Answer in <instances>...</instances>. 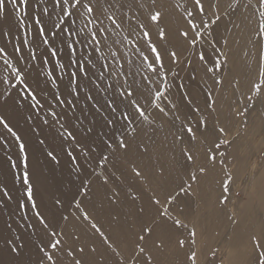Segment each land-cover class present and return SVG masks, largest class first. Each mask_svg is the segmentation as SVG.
Masks as SVG:
<instances>
[{
	"label": "rangeland",
	"instance_id": "obj_1",
	"mask_svg": "<svg viewBox=\"0 0 264 264\" xmlns=\"http://www.w3.org/2000/svg\"><path fill=\"white\" fill-rule=\"evenodd\" d=\"M50 2L51 0H37V5L29 8V10H31L30 12H33L35 15H39V13L41 14L44 7L49 8V11L52 13L51 19H49L48 16H43V20L45 21L47 28H52V20H54L55 23H59V9H56L53 12L52 5L49 4ZM121 3L124 5L123 8L117 6ZM140 3L145 4L146 7L143 9L139 8L137 4ZM203 3L205 4L206 8V13L204 14L203 18L205 22L208 23L209 28L207 30L205 28H200V31L204 34V39L206 41H220L215 45L217 49V52L215 53L213 52L212 47L208 46L204 43V41L201 40H198L196 45L187 47L179 35L177 38L179 37V40H181V45L178 46L177 50L173 47L168 33L165 41H158L156 36L157 25H152L153 40L160 44H166L170 50H175L180 54L179 63L171 65L172 72L178 73L173 83H183L185 88L178 90L176 87H173L167 96L168 100H171L173 103L179 105V111H176V115H179L181 119L175 121V127H173L170 122L166 123L164 119L156 120L152 126H145V128L148 127L150 129L149 137L148 135L146 136V139H149L148 142H146L149 146L148 153L144 154L137 150V141L132 144L130 148L132 149L131 155L136 154V156L144 160V163L146 164L144 166V173L142 171L144 174L143 180H136L131 176L130 181L132 183V188L129 186V182H123V176L121 175V172H129V166L131 161H133L131 155L125 158L123 155L118 154L117 156L110 158L112 163L108 164L107 167L112 169V166L115 165L120 169L114 171L115 176L119 177V179L114 178L113 180L115 182H111L108 187H105V192L106 194L108 193L106 198L108 199L110 189L113 187H115L116 190L121 193V201L119 200L120 208L124 212L123 215L127 221L125 224H123L124 226H122V228L114 230L111 228V226L109 227V224L104 225L101 219L95 218V220L99 225H102V230H104L105 233L110 236L111 240L115 242L113 247L116 249V251L114 252L113 249L104 245L102 240L89 230L87 223H81L84 229L77 230L76 227H73L71 224L72 220L74 219L73 217L70 216L69 221L67 222L62 220L59 221L62 227L66 224V231L70 236H79L81 238L78 241L71 238L67 239V244H74L76 248L85 247L86 251L85 254H83V259L85 260L86 264H89V256L95 260V264H118L120 256H117L116 252H120L124 256L125 264H131L132 247L136 241L137 233H140L141 231V225L154 227L152 236L147 240L148 254L153 257L151 264H192V261L187 259V256L190 255L191 251H195L197 253L196 264H228V248L226 247V240H229V238L231 239L233 237V230L235 229L236 225L240 223V220L242 222L240 211L244 209L246 210V208H244V204L248 203L249 200H251L249 203L252 216H248L249 219H252L254 224L258 225L259 223L260 227L262 225L264 227V202H261L256 198L257 196L254 194L252 189V187L255 186V178L260 176L264 169V90H262L258 95L250 91L252 83L259 82L257 78L258 56L260 51H264V39L255 34L260 19V9L256 0H239L238 4H236L234 0H203ZM230 4L233 6L229 7ZM150 5L151 0H135V3L134 0H116V3L112 6V8L108 9L103 4L101 5V8L106 9L108 14H115L118 19L121 15L127 14L122 26L124 28L125 26L129 27L130 18L133 15L137 16L140 23L147 22L146 17L149 10L148 6ZM181 5H183L181 9H184L182 11L184 14V19L186 20L187 12L192 10V4L190 0L188 2L187 0H183ZM36 7L38 8L36 9ZM159 7V0H156V5L153 10H161L162 12V9H160L162 7ZM216 16H220L221 20L218 24H212L211 21L214 20ZM16 17L17 13L10 3H8L6 7V15L0 14V47H4L8 54L6 57H4L3 54H0V87H2L4 84L11 86L13 82H15L18 88H22V86H20L18 82L12 77L11 67L4 63V59H7L10 65L17 66L13 60L14 53L9 49V47L6 46L9 44L10 35H12V32H8L7 30L8 26L10 25L17 27L19 23ZM237 17H240L241 21L247 25L251 22V26L245 31L247 46L243 57H245V61L248 65L247 69L243 71L244 76L241 75L237 70L238 68L236 64L238 61V56L233 49L232 42L228 41L226 37L227 32L235 25L236 22L234 23V21L238 20ZM73 19H76V27L85 26H83L85 23L82 22V19H77L76 17H73ZM101 19L104 21V24L108 26V34L112 40H121L127 34L125 29H115L111 22L105 19L104 16H101ZM169 21L170 25L168 24V28L171 27V29L179 28L184 30V26L181 24L179 25L177 21L171 19ZM196 22L199 23V20ZM131 23L135 24L136 21H131ZM159 27L166 28L164 25L163 16ZM19 29H21V34L19 32V38L28 39L30 41L29 50L32 49L33 40L35 39L32 34L34 35L36 33L35 26L31 24V21H26L24 24H19L18 30ZM4 32H8L9 36L3 35ZM117 32L120 34L117 35ZM209 32H211V35H209ZM29 33H31V35H29ZM48 38L50 41H52L51 36ZM78 38L76 37L75 39ZM3 39L5 40L6 44L4 43ZM69 39L70 41L72 40V38ZM224 41H227V43H224ZM59 43V39H56L51 45L48 46L49 48L52 47V45H56L55 47H58ZM125 44L126 46L119 44L112 45V51H117L119 53L125 52V61L124 59L121 60V63L124 64V69H131L135 71V80L140 82L141 86L147 85L148 81L144 80L145 76L150 75V73L145 71L147 68V62H142L141 59L134 53L133 45L131 43L125 41ZM76 45L78 46V49H83L84 47L82 44H75L76 48ZM24 48L25 46L23 47V50ZM205 49L207 50V54L210 59H218L221 63H223L225 56L227 57L226 65H224V67H222L220 70V79L222 80V83L220 84L213 83V80L209 78L211 74L205 75V67L213 66L211 63L205 64L199 60L197 50L202 51ZM64 50V57L61 58V64L67 67L69 65L68 52L67 49ZM103 50L104 52L92 56L93 63L96 64V67L91 68L89 71V78L91 79H94V74L101 70V63H109L114 65V62L111 60V52L108 49ZM77 55L83 56L85 53L83 51H79ZM105 55L108 57V59L101 61L99 57ZM55 57H58V53ZM50 59L52 60L51 57ZM128 60L134 61V64L129 65L126 62ZM189 61L191 63H189ZM238 63H241V61H238ZM137 68L139 69L138 71L136 70ZM68 70H75V66H72ZM61 72L65 74V71L62 69ZM65 76L67 75L65 74ZM193 76L195 79H193ZM118 79L121 82L123 81V77H118ZM168 79L170 81L172 80V73H169ZM86 82V80L82 81L81 87H83ZM91 86L94 87V85H88L90 90L92 88ZM151 87L155 88V85H151ZM206 91H211L212 98L216 101L214 105L216 111L212 112L210 117L208 116V113L211 110L207 109L205 106ZM182 92L190 93L189 98L193 99V104L189 105L187 104V101L181 102ZM52 93L54 92L52 91ZM42 95L43 96L38 97V99L41 101L42 107L37 105L35 109L30 106L31 104L35 103L34 101H21L23 107H20V105L16 103L15 97L11 98V100L14 103L13 107L23 110L27 116L31 115L33 119H45L44 116L39 117V115L41 114L43 105L46 102H49V99H53V97L50 94H45L43 92ZM249 96L252 97L251 100L248 99ZM64 99L72 100L73 103L77 102L75 104L82 105L79 106L83 110L79 111L78 113L68 108L69 115L72 116V126H77L80 130V134L82 135L81 129L92 126V122L97 119V116L93 114L94 109L92 108V104L94 101H86L83 93H81V96L78 99L74 98L73 96H66ZM79 102H84V104ZM157 102L160 103L161 107H165L167 105L166 100ZM141 103H144V101L142 100ZM4 106H6V104ZM196 106L200 107V112L193 111ZM168 107H170V105H168ZM56 108L61 109L57 104ZM245 108L248 109L247 112H244ZM152 111V109H149V113ZM237 111L243 112L244 114L236 115ZM57 114V118H59L63 113ZM201 116L208 119L209 132H211L213 128L225 127L226 134H220V136L221 139H227L229 143L221 145L218 150H215V154L217 155V163L215 166H211L209 168L207 175L200 176L198 178V182H192L188 181V176L184 167L185 157L181 153L180 149L184 147H190L196 156L197 165L204 164L206 163L204 153L212 147L213 137L209 136L208 139H205L204 135L201 134L203 132V129H201V133H198L199 140L193 141L191 144H189L187 137H185L183 142L176 141L174 133L177 135L180 134L179 130L182 128L181 121L190 123V125L195 129L197 127L196 118ZM50 117L54 119L51 115ZM76 117H79L83 123L78 125ZM185 117H187L186 120ZM149 118L151 119V115ZM165 119L171 121L174 119V117L170 112L169 117ZM162 124L163 127H161ZM22 126L33 127L31 125H19L18 128L16 127L14 130H18V134H20V127ZM2 132L7 134V131L1 126L0 134H3ZM7 135L12 139V144L7 143V148L4 146V151L6 159L9 163L8 167L12 170L8 160V150L13 149L19 154V149L15 139L9 133ZM34 140L37 144H39L40 138L38 134L34 136ZM41 146L42 145L40 144L38 145V147ZM47 151V147L41 150L42 159L48 162V164L46 163L45 165L49 168V170H54L55 174L60 178L58 181H61L63 192L66 194L64 201H68L71 199V196L74 193L73 189H75L77 192V188L80 184L79 179H77V173L72 171L75 166L70 163V166H67L66 168V175L64 177L63 174L59 172V170L63 168L61 166L64 163L51 161V159L47 157ZM221 153L224 155L221 156ZM59 155L61 159H64L66 154L60 150ZM220 160H223L222 164L219 163ZM4 163L0 170V189L6 187L5 182L7 177L3 175ZM82 164L87 169L89 168V172H91L93 169H95L96 172L102 171V169L96 166V162L93 166L90 165V161H82ZM17 165L18 167L13 168L12 172L13 182L14 175L21 172L22 166L20 164V160L17 162ZM161 169H163V173ZM212 171L214 172V176L209 177V174ZM163 174H170L173 178L177 179V182L180 181V183H183L187 181L190 183V194H181L175 203L169 204L167 202V196L169 193L175 194L178 191V184L174 185L173 187H170L168 184L167 186L169 187H164L166 179L164 178L165 176H163ZM229 174L233 178L230 182V190L227 193H222V183L227 180ZM14 184L16 188L14 195L12 193V189H8L6 187L9 190V195L12 197L11 200H8L7 197L3 195V192L0 191V220L3 219L4 214H9L15 219L16 222L11 229L5 228V230H3L4 233L2 234L1 232L0 238H14V236L20 235L22 241H27L28 245L31 244L33 249L36 251L34 245L38 241L39 236L37 234H33L32 229L28 227V222L31 221L34 224L35 222H38L33 220V213L28 211L27 208L24 210L28 212L27 219H21V216L24 215V212L18 209L17 203L19 199L24 197V190L19 182H14ZM207 188L209 190H207ZM130 189L138 194L140 199L133 202L130 198H126L127 196L129 197L128 194ZM91 192L92 191H89L87 193L88 199H90L91 196L92 198L94 197ZM38 193L42 198V203L47 205L48 200L45 199L39 189ZM222 194L229 197L226 205L219 203V199L221 198ZM153 195L156 199L160 200V204L155 205L151 203L150 197ZM84 197L86 196H80L78 198L83 199ZM54 201L55 200H53V202ZM144 201H146V203H144ZM106 202L109 203L108 201ZM127 208H130L131 211H129ZM140 208H144L145 210L142 216L137 214ZM69 211H75L74 206L71 207ZM163 212H167V216L162 217L160 213ZM233 213H235V223H233V219H230ZM64 214L67 215L68 213L65 212ZM247 214L249 215L248 212ZM77 215H79V213H77ZM164 218H166L165 220L168 221L171 227L164 229V232L166 230L170 231L167 233V236L164 235L165 237H162L161 235L164 233H162L163 231L161 232L157 225L159 224L158 222H161V220ZM177 218L181 219L187 225V228L177 229L173 227L172 221L173 219ZM57 219L59 220V216H57ZM4 220H6L5 217ZM81 224L79 223V226H82ZM209 226L216 227V231L213 239H211V242L208 239L207 233V227ZM193 227H195L196 236L194 238H190L189 231L193 229ZM210 227L209 229H212ZM177 237L186 241L183 249L177 246ZM193 239L195 240V243H192ZM159 241L164 242V246L161 248H157L154 245V242ZM210 243H212L211 248H209ZM2 244L3 239H0V245ZM93 246L97 249L95 253L90 252V248ZM26 251L27 249L24 250V252ZM213 252H215V255L212 254ZM36 254L38 256L37 251ZM28 255L29 254L26 253V256ZM76 258L81 257L78 256ZM70 259L71 258L64 257L65 264H70ZM36 260L37 258H34L33 262ZM24 261L28 262V264H32L30 257ZM138 264H145L144 258H141L138 261ZM246 264H249V262H246Z\"/></svg>",
	"mask_w": 264,
	"mask_h": 264
},
{
	"label": "snow or ice",
	"instance_id": "obj_2",
	"mask_svg": "<svg viewBox=\"0 0 264 264\" xmlns=\"http://www.w3.org/2000/svg\"><path fill=\"white\" fill-rule=\"evenodd\" d=\"M190 2L192 4V10L187 12L184 30L176 29L178 35L183 39L187 47H192L197 44L198 40H201L212 47L214 53L217 52L215 45L220 41H206L204 34L200 31V28H205L206 30L209 28L208 23L203 18L206 13L203 0H190ZM234 2L238 4L239 0H234ZM256 2L260 9V19L255 34L264 39V0H256ZM8 3L12 5L17 13L16 18L19 22L17 28H19V24L31 21V24L36 28L35 35L40 38L44 45H51L56 39L60 40L62 47H50L49 55L55 57L58 52L67 49L69 65L67 67L63 64L60 65L61 69L68 76V90L66 95L78 99L81 93H83L86 101H94L92 108L94 109L93 114L97 116V119L92 122V126L81 129L82 135L76 131L75 127H72L71 131L69 130L72 116L68 112H65L59 118H57L58 114L55 111L50 112L56 124L59 125V129H63V131H59L58 129V138L60 139L59 148L66 154L70 163L75 166L72 171L77 173V179L80 181L77 192L72 194L70 200L64 201L63 199L57 198L51 208H48L42 202L38 203L35 172L29 170L28 165L27 139L18 134V130H14V126L11 125L7 116L0 114V126L17 142L20 159L22 161L21 172L15 174L13 177L14 182H19L24 190V197L19 199L17 203L18 209L24 212L21 219H27L28 212L24 211L27 208L28 211L33 213V220L38 222L35 224L31 221L28 222V227L32 229L33 234L39 236L38 241L34 245L38 256L37 260L32 262V264H65L64 257L71 258L70 264H86L83 259V254L86 251L85 247L76 248L74 244H67V239L71 238L78 241L80 237L70 236L65 230L66 224L62 227L59 221L67 222L71 216L76 221L87 223L89 230L96 234L104 245L113 249L114 252L116 251L113 247L115 242L102 230V225L98 224L90 214V211L87 210L84 201L78 197L87 196L93 184L97 182L103 187H108L110 182H115L113 180L115 173H109L107 167L108 164L112 163L110 158L118 154L127 158L132 144L141 137L146 125L152 126L156 120L164 119L166 123L170 122L175 127V121L181 119L179 115H176V111H179V105L168 100L167 96L173 87H176L178 90L185 88L183 83H173L178 73L172 72L171 65L179 63L180 54L175 50H170L166 44H160L152 38V25H157L156 36L158 41H165L167 37V29L159 27L163 16L162 12L153 10L156 5V0H151V5L148 6L147 22L140 23L137 16L133 15L130 18L129 27L126 30L127 34L121 40L111 39L108 35L109 28L104 24L101 16H104L105 19L111 22L115 29L119 30L122 29L127 14L121 15L119 19L115 14H108L106 9L101 8L100 0H51L52 11L54 12L56 9H59V23L53 22L51 29L47 28L43 20V16H48L51 19L52 13L49 11V8L44 7L40 15H35L29 11V8L32 7L31 0H0V14L6 15ZM117 6L120 8L124 7L122 3ZM137 6L141 9L146 7L143 3L137 4ZM232 6V4L229 5V7ZM111 7L112 5H109V8ZM73 17L82 19L85 22V26L76 27V19H73ZM197 20H199V23L196 22ZM220 20L221 17L216 16L211 23L218 24ZM131 21H136V23L132 24ZM89 25L92 27H89ZM116 34L119 35L120 33L117 32ZM3 35L7 36L9 33L4 32ZM209 35H211V32H209ZM49 36L52 37V41L49 40ZM76 37H79V39H75ZM69 38H72L71 42ZM125 41L133 45L134 53L142 62H147L145 71L150 73V75L144 77V80L148 81L147 85L141 86V83L135 80V71L130 69L126 72L124 70V64L121 63V60L125 59V57L117 51H112V45L119 44L126 46ZM224 43H227V41H224ZM29 44L30 41L28 39H21V43L14 45V52L19 54L16 58L18 67L10 65L7 59H4V63L11 67L12 77L22 86V88H18L16 84L12 85L18 97L16 103L20 107H23L21 101H34L35 103L30 106L35 109L37 105L42 107L41 101L38 99L41 90L39 89L38 81L35 87L32 83L36 79L32 76L33 65L31 63L37 60L35 52L30 50L27 59L23 55V47ZM75 44H82L84 47L83 49H77ZM103 49H108L111 52V60L114 62V65L101 63V70L94 74V79H91L89 78V71L91 68L96 67V64L93 63L92 56L101 53ZM79 51H83L85 55L78 56L77 53ZM0 54H3L4 57L8 55L4 47H0ZM197 55L201 62L205 64L211 63L213 65L212 67H205V75L211 74L209 78L213 80L214 84L222 83L220 70L226 65L227 57L225 56L223 63L218 59H210L206 49L202 51L197 50ZM99 59L104 61L108 57L100 56ZM41 62L47 63V56ZM126 62L129 65L134 64V61L131 60ZM189 63L191 62L189 61ZM72 66H75V70L69 71L68 69ZM136 70L138 71L139 69L137 68ZM169 73H172L171 81L168 79ZM39 75L37 73V77ZM118 77H123V81L121 82ZM257 78L259 82L252 83L250 91L258 95L264 90V51L259 52ZM57 79L62 80L63 76H59ZM193 79H195L194 76ZM85 80L87 82L81 87V82ZM55 82V80L52 81V83ZM102 84L104 86H101ZM88 85H94V87L90 90ZM151 85H155V88L151 87ZM3 95L8 96L9 94L4 93ZM189 96V92H182L181 102L187 101V104H193V99H190ZM9 98L11 97L9 96ZM248 99L251 100L252 97L249 96ZM53 100L62 108L66 106L69 109L75 110L77 107L72 100L61 98L59 85L57 86V93L53 95ZM142 100L144 103H141ZM161 100L167 101L165 107H161L160 103L157 102ZM4 103H7V100ZM215 103L216 101L212 98V92L206 91L205 106L211 110L208 113L209 117L212 112L216 111L214 107ZM149 109L153 111L149 113ZM193 111L200 112L201 109L199 106H196ZM247 111L248 109L245 108L244 112ZM170 112L174 119L168 121L165 118L169 117ZM243 114L240 111L236 112V115ZM150 115L151 119L149 118ZM32 119L33 117L31 115L27 117L28 121ZM62 119L65 121L64 123L61 122ZM186 119L187 117H185ZM76 120L78 125L83 123L79 117H76ZM43 124L48 125L49 121L45 119L43 120ZM66 124L69 127H66ZM181 124L180 134L177 135L174 133L175 139L178 142H183L185 137H187L189 144L193 141H198V133H201V129H203L201 134L204 135L205 139H208L209 136L213 137L212 147L204 153L206 161L204 164L197 165L196 156L190 147L180 149L185 157L184 167L188 181L198 182V178L207 175L209 168L215 166L217 163L215 150H218L221 145L229 143L227 139H221L220 136V134H226V129L225 127H218L213 128L209 132L208 119L203 116L196 118L197 127L195 129L190 123L181 121ZM161 127H163V124ZM0 142H3L5 148H7V142L2 135H0ZM39 144L44 145L45 140H40ZM136 148L144 154L149 152V146L145 145L142 140L136 143ZM46 154L52 161L60 162L56 147H52ZM220 155L223 156L224 154L221 153ZM80 159H83L85 162L95 161L96 166L102 169V171L96 172L93 169L89 172L84 165L78 162ZM8 160L12 168L18 167L17 162L12 160L11 156H8ZM219 163L222 164L223 160H220ZM82 170L83 174L81 175ZM161 171L163 172V169ZM129 174L136 180H143L144 178L142 170L135 162L130 164ZM121 175L124 176L125 173L121 172ZM116 179H119V177H116ZM232 179V176L229 174L227 180L222 183V193L229 192ZM190 190L191 184L187 181L183 182L178 186V191L175 194H168L167 202L169 204L175 203L181 194H190ZM0 191L3 192V195L8 200L12 199L6 187L0 189ZM128 195L133 202L140 199V196L131 189ZM120 196L121 193L113 187L110 189L108 199L111 204L116 205L119 203ZM228 199L229 197L227 195L222 194L219 203L226 205ZM150 201L155 205L160 204V200L156 199L154 195L150 197ZM73 206L75 211L70 212L69 209ZM144 211V208H140L137 214L142 216ZM65 212L68 214L65 215ZM160 215L162 217L167 216V212L160 213ZM57 216H59V220ZM234 216L235 213L230 217V219H233V223L236 222ZM113 220L115 221L116 217H113ZM160 226L166 229V222ZM172 226L177 229L187 228V225L178 218L173 219ZM8 228H12L11 224L8 225ZM153 231V226L141 225V231L137 233L136 241L132 247L131 264H138L141 258H144L145 264H151L153 257L148 254L147 240L152 236ZM189 236L190 238L196 236L195 227L189 231ZM0 239H3V244L0 245V264H28L23 259L24 250L28 247L27 241H22L20 235H16L14 238L2 237ZM250 240L252 241V259L249 261V264H264V243H262L264 241V233L260 236L251 235ZM176 243L179 248L183 249L186 241L177 237ZM192 243H195L194 239ZM154 245L157 248H161L164 246V242H154ZM96 250L94 246L90 248V252L92 253H95ZM212 254L215 255V252ZM116 255L120 256L118 264H125L124 256L120 252H116ZM78 256L81 258H76ZM196 257L197 253L191 251L187 259L192 261V264H196Z\"/></svg>",
	"mask_w": 264,
	"mask_h": 264
},
{
	"label": "bare ground",
	"instance_id": "obj_3",
	"mask_svg": "<svg viewBox=\"0 0 264 264\" xmlns=\"http://www.w3.org/2000/svg\"><path fill=\"white\" fill-rule=\"evenodd\" d=\"M182 1L183 0H181V1H179V0H159L160 7H162V8H160V7L159 8L162 9V14H163V18H164V25L167 29L168 35L170 36V40H171V43L173 44V47L177 50H178V46L181 45V43H180L181 40H179V37L177 38L178 34L176 33V28H174L175 30L171 29V27L168 28V24L170 23L169 20L171 19V20L177 21L179 23V25L180 24L182 26L185 25L186 20L184 19V14L182 11L184 9L183 8L181 9V7H183V5H181ZM188 1L189 0H187V2ZM36 2H37V0H31L32 6H36L37 5ZM115 3H116V0H100V5L103 4L108 9H110L109 5L113 6ZM49 4L52 5L51 2ZM37 8L38 7H36V9ZM29 11H31V10H29ZM39 15H40V13H39ZM237 18H236V20H237ZM233 20H234V18H233ZM52 21L54 22V20H52ZM225 21H226V19H225ZM82 22L85 23L84 21H82ZM227 22H228V20H227ZM234 23H235V25L233 24L234 26L227 32L226 37H227L228 41L232 42L233 49L235 50V52L238 56L237 57L238 61H241V63H238V61H237V64H236L237 68H238L237 70L239 71V73L241 75L244 76L243 71L247 69V65H248L245 61V57H243L244 51H245L246 46H247L246 32L245 31L251 26V22L247 25V24L243 23L241 21V18L239 17L237 21H234ZM49 24H47V25H49ZM84 25L85 24H83V26ZM182 26H180V27H182ZM89 27H92V26L89 25ZM48 28H51V27H48ZM122 29L127 30L128 27L125 26L124 28L122 27ZM7 30H8V32H12L11 33L12 35H10L9 44L6 46L9 47V49L14 53L13 60L15 62V65H17L16 64V58H17V55H19V54L14 52V45L21 43V38H19V36H20L19 32L21 34V29L18 30V28L16 26H10L9 25ZM137 31H139V29H137ZM15 36H16V38H15ZM32 36H34L35 39L33 40L32 49H30V50L34 51L35 55L37 56V60L31 62L33 65L32 76L34 78H36L35 80L32 81V83H33V86L35 87L36 83L38 81L39 89L41 90L39 97L43 96L42 92L45 94H50L53 97V95L57 93V86L59 85V93L61 94V98H66V96H67L66 92L68 90L67 89L68 77L65 76V74H63L61 72V68H60V64L62 63L61 58L64 57L63 51H62V53L58 52L57 58L52 57L51 55H49V49H50L49 46L44 45L41 42L40 38L38 36H36L35 34L34 35L32 34ZM4 43L6 44L5 40H4ZM182 45H183V43H182ZM52 46H54V45H52ZM58 47H62L61 43H59ZM77 49H78V46H77ZM30 50H29V45L25 46V48L23 50V55L25 56L26 59L28 57V53ZM101 52H104V50H102ZM120 54H122L124 57L126 56L125 52H120ZM45 56H47L48 62L42 63L41 61L43 60V58ZM50 57L52 58V60L50 59ZM124 61H125V59H124ZM17 66H19V65H17ZM37 73L40 74L38 77H37ZM49 73H51V74H49ZM59 76H63V79L62 80L57 79V77H59ZM53 80H55L56 82L52 83ZM13 84H15V82H13ZM12 85L10 86V85L4 84L2 87H0V97H2V98H0V114L7 116L11 125L14 126V128H16V127L18 128L19 125H31V126H33V127H27V126L20 127V132H21L20 135L22 137H24L25 139H27V141H28V146H27V151H28V155H29L28 165H29V170L35 172V181H36L35 186L37 189L38 203L42 202V198H41L40 194L38 193V189H39L42 192L45 199L48 200L47 207L51 208V205H53V203H54L53 200H55L57 198L64 200L66 198L65 197L66 194L63 192V189L61 186V181H58V180H60V178L55 174L54 170L50 171L49 168L45 165L46 163L48 164V162L42 159L41 150L43 148L47 147L48 151H49L52 149V147H56L57 155L60 159V163H64L61 166L63 168H61L59 170V172L62 173L63 176L65 177L66 168H67V166H70V161L66 155H65L64 159L60 158V155H59L60 154V148H59L60 139L58 137H59V131H62V129H59V125L56 124L55 119H52L50 117V112L55 111L56 113H60V114L63 113L61 115V116H63L65 112H68V108L66 106L63 108L61 106H59L61 109H58V108H56V102L53 99H49L48 100L49 102H46L43 105V109L41 110V114L39 115V117L44 116L45 119H47L49 121V124L48 125L43 124V120H45V119H32L31 121H28L27 120L28 116L26 115V113L23 110L13 107L14 103L12 102L11 98L15 97L17 99V93H16V90L13 89ZM52 91L54 93H52ZM4 93H8L9 95L5 96V95H3ZM9 96L11 98H9ZM5 100H7V103H4ZM74 103H77V102H74ZM79 103L84 104V102H79ZM5 104H6V106H4ZM79 105L82 106L81 104H79ZM79 105H77V107L74 110L76 113L83 110ZM68 114H69V112H68ZM61 122L64 123L65 121L62 119ZM66 127H69V125L66 124ZM72 127H75L76 131L78 133H80V130L78 129V127L72 126V124H71V127H69L70 131L72 130ZM0 128H1V126H0ZM58 129H59V131H58ZM7 134L3 133L0 135H2L5 138V141L7 143L12 144V139ZM37 134H38L40 140H42V139L45 140V144L42 145L41 147H38L39 144H37L34 140V136ZM147 135H148V137L150 135V129L148 127L145 128V131L142 133L141 137L137 140V142H140V140H142L143 143L145 145H147L146 142H148V140H149V139H146ZM3 144H4L3 142H0V170H1V166L3 165V163L5 161L4 168H3V172H4L3 175L7 177L6 182H5V186L8 189H12V193L14 195L16 188H15V184L12 180L13 168L11 170L8 167L9 163H8L6 156H5ZM8 153H9L8 156H11L12 160H15L16 162H18L20 160V164L22 166V161L20 159V153L18 154L13 149L8 150ZM131 153H132V149L129 150V153L127 156H130ZM40 158L42 159V161L44 163L41 161ZM131 158L133 160V161H131V163L135 162V164L138 165L144 173V166L146 165L144 163V160L140 159L138 156H136V154L131 155ZM82 161H84V160L80 159L78 162L80 164H82ZM94 163H95V161H90L91 166H93ZM112 169L110 167H108L109 173H112V172L114 173V171H116L117 169H120V168L116 167V166L115 167L112 166ZM124 173H125V175L122 177L123 182H126V181L129 182L128 184L132 188V183L130 181L131 175L129 174V172H124ZM81 174H83V170L81 171ZM213 174H214V172L212 171L209 174V177L214 176ZM163 176H165L164 178L166 179V181H165L166 183H164V187H169V186H167L168 184L170 185V187H173L174 185H177V184H178L177 186L182 184V183H180L179 180H178L179 182H177V179L173 178L170 174H163ZM163 176H161V177H163ZM114 178H116V176H114L113 179ZM165 184H166V186H165ZM252 189L254 191V194L257 196L256 198L259 199L261 202L262 201L264 202V169H263L261 175L257 176L255 178V186H253ZM207 190H209V189L207 188ZM73 191H74V193L76 192L75 189H73ZM90 191H92L91 194L94 197L92 198V196H91V198L88 199V197L86 196L82 200L84 201V205H86L87 210L90 211L91 215L94 218L101 219L102 223L104 225L109 224V227L111 226V228L114 230L122 228V226H124L123 224H125L127 220L125 219V216L123 215L124 212L120 208V203L116 204V205L111 204L109 199L106 198L108 193L106 194L105 187L101 186V184L99 182L93 184ZM126 198L129 199L128 196ZM106 201H108L109 203H107ZM250 201L251 200H249V202ZM249 202L244 204V208H246V210L244 209V210L240 211V215L242 216V222L240 220V223L238 225H236L235 229L233 230V232H234L232 235L233 237L231 239L229 238V240H226V247L228 248V264H246V262H249L252 259V255L250 252V249L252 248V241L250 240V236L253 234H257L260 236L262 233H264L263 225L260 227L259 223H258V225L254 224L252 219L251 220L249 219V217L251 216V210H250V203ZM144 203H146V201H144ZM127 209L129 211H131L130 208H127ZM247 212L249 213V215L247 214ZM252 214H253V210H252ZM4 217L6 220H4ZM4 217L2 220H0V234H1V232H2V234L4 233L3 230H5V228L8 229L9 224H11V226H13L16 223L15 219L11 215L4 214ZM113 217H116L115 221L113 220ZM165 219L166 218L162 219L161 222H158L159 224L157 225L159 227V229L161 230V232L163 231L162 233H164L163 235H161L162 237H165L164 235L167 236V233L170 230H166L164 232L165 228H162L160 225L166 222V225H167L166 228L171 227V225H169L168 221H166ZM79 223L81 224L80 221H76L74 219L71 222L73 227H76L77 230H83L84 229L83 225L81 224L82 226H79ZM209 227H207V233H208V239L211 242V239H213V237H214L216 227L211 226L210 228H212V229H209ZM65 230H67V229H65ZM108 230H109V228H108ZM217 230H218V228H217ZM262 243H264V241H262ZM211 246H212V243L209 244V248H211ZM26 249H27V251L24 252L23 259L25 260V259L30 257V260L33 262L34 258L35 259L37 258L36 251L33 249L31 244H29ZM26 253H28L29 255L26 256ZM88 261H89V264H95L94 263L95 260L91 256L88 257Z\"/></svg>",
	"mask_w": 264,
	"mask_h": 264
}]
</instances>
